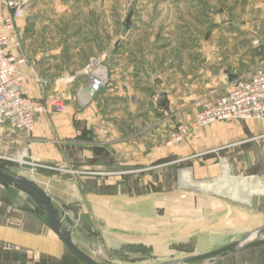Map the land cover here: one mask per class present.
Returning a JSON list of instances; mask_svg holds the SVG:
<instances>
[{
  "label": "rangeland",
  "instance_id": "374dc122",
  "mask_svg": "<svg viewBox=\"0 0 264 264\" xmlns=\"http://www.w3.org/2000/svg\"><path fill=\"white\" fill-rule=\"evenodd\" d=\"M243 1L247 0H45L37 6V12L42 19L36 22L34 29L41 33V42L45 43L43 46L46 41H50L45 37L47 35L52 39L53 45L61 47L62 51L73 55L72 51L77 48L81 53L84 33L94 30L97 34L95 39L100 42V52L88 56L83 63L78 61L81 65L75 71L78 79L85 77V64L92 58L99 59L105 67L108 81L101 90L115 89L116 92H106L107 94L100 96L101 100L97 101L95 107L89 100L78 101V108L84 109L85 112L82 118L74 120L77 121L76 126L80 132L73 138L84 141L76 146L65 144L67 169L58 170L57 167L36 162L30 157L29 147H26L29 156L19 159L14 156L12 146L0 152V169L12 175L21 174L36 180L44 190H50L51 185L41 174L52 177V171H61L60 181L53 183L55 207L59 210L62 224L71 230L76 245L95 260L103 264H172L182 258L212 251L228 243L240 241L246 235L255 234L251 240L241 242L227 255H216L182 264H264V230L261 229L264 226V191H261L257 206L262 213L260 221H255V229H230L226 234L212 232L211 237L207 230L199 229L216 221L200 220L185 212L168 215L164 212L162 204L156 205V200L150 198V195L155 193L170 191H179L181 196H184L188 188L182 186L183 183L177 176L181 170L190 167L195 153L192 151L191 155H187L183 150L182 154L185 153L188 158L181 156V161L172 156L160 160L162 152L160 156L152 158L158 144L163 143L165 148L186 144L193 130L222 125L229 121H253L264 131V120L232 119L196 127L192 114L199 108L201 100L190 105L192 110H186L187 107H184V111L177 109L187 104L189 95L199 98L204 94L205 81L203 77H199L204 74V69L196 70L198 81H192L196 84L195 87H189L188 81L182 79L180 93L175 94L181 96L182 102H172L171 97L174 94L162 91L160 81H152L149 91L145 93L155 96L152 100L142 101L141 94H135V102L131 103L126 87V82L131 79L129 65L132 58L138 59V71L135 75L140 78V55H144V66L147 64V68L153 69L149 70L151 74L156 73L154 67L157 68V73H160L170 65L189 66V54L197 55L201 59V66H204V50L201 44L203 38L198 35L210 30H239L240 18L244 13L250 12L243 9L240 11ZM205 6L210 8L206 9ZM29 7V3L24 6L25 14L28 13ZM130 9L134 11L133 17L130 18L131 23L134 20L132 30H129L130 27L126 23ZM258 17L261 18L260 15ZM49 18L50 20H47ZM258 28L261 34H264L262 21ZM175 30L180 31V37L170 34ZM187 30L194 31L196 36L193 39L184 38L182 34ZM160 33L161 36L157 37ZM189 42L191 46L194 44V50L192 47L187 48ZM58 65L54 64V67ZM56 70L61 78L67 74ZM186 70L181 69L182 78L187 73ZM137 82L140 86L145 85L143 83L147 81ZM140 87L138 92H144ZM209 90L221 92L222 87ZM54 97L63 104L62 111H65L67 107L62 96L58 94L52 98ZM41 103L48 110L51 109L49 100ZM91 110L104 115L105 120L101 123L94 121ZM103 127L110 128V134L103 129L98 131ZM180 128L184 129L185 133H182ZM175 136L181 138L174 141ZM142 140L150 146L147 150L150 156L146 164H138L139 143ZM257 141L261 156L255 170H259L258 175L264 185V134H260ZM131 146L134 159L130 165V158H126L122 147ZM170 155H173L172 152ZM174 155H177V152H174ZM109 168L121 177L116 181L115 192L119 194L117 198L110 197L114 195L112 187L104 186L103 182L97 183L96 180L103 178ZM81 177L86 180L82 184V193L76 184L77 179ZM230 216L232 224L236 216ZM0 225L19 226L22 231L48 234L64 245L61 255L51 256L5 244L0 246V264H85L49 229L45 212L37 207L29 196L1 181ZM214 239H219L220 242H214Z\"/></svg>",
  "mask_w": 264,
  "mask_h": 264
},
{
  "label": "crops",
  "instance_id": "0c3cea01",
  "mask_svg": "<svg viewBox=\"0 0 264 264\" xmlns=\"http://www.w3.org/2000/svg\"><path fill=\"white\" fill-rule=\"evenodd\" d=\"M23 1L26 4L29 3L30 9L27 14L24 13V17L18 22L22 40L21 47L17 50V55L24 59V62L19 64L18 67L26 76L23 82L26 93L33 100L45 103L53 96L60 94L67 108L65 111H48L43 115L37 116L33 128L29 132H15L1 126L0 152L12 146L15 151L14 156L23 159L29 156L26 152V147H29L30 157L36 162L57 167L59 168L58 170L67 169L66 145L72 144L76 146L77 143L84 141V139L73 138L80 132L76 126L77 121L74 122V120L82 118V114L85 112L84 109L78 108V90L84 87L86 82L85 77L78 79L75 70L81 65L78 64V61L83 63L88 56L99 54L100 42L96 41L97 34L92 30L84 33V52L82 51L81 53L77 48L72 51L74 52L73 55L68 53V51H62L61 47L53 45L52 39L49 36L47 37V35L45 37L50 41H46V45L43 46L45 43L41 42V33L38 30L36 31L34 26L38 20L42 19L37 12V6L44 3L45 0ZM205 8L208 9L210 7L205 6ZM241 9L244 11L250 10V12L246 11L247 13H244L240 18L239 30L236 28L210 30L203 32V35H198V37L203 38V43L201 44L204 50V66H201V59L197 55L189 54V66L170 65L165 68V71L163 70L160 73H157V68L154 67L156 73L153 72L151 74L153 69L147 68V64L144 66V55H140L139 65L141 64L142 71L140 72V78H136L135 74L138 71L136 62L138 59L132 58L129 65L131 79L126 82L131 103L135 102V94H141L142 101L155 99V96L145 94L149 91L152 81H157L158 83L160 81L159 84H162V91L164 90L170 95L174 94L171 97L172 102H182L181 96H175V94L180 93L182 79L188 81L189 87H195L196 84L192 81H198L196 70L204 69V74L199 75L205 81L204 94L199 98L195 95H189L187 104L181 105L182 107L177 109L178 111H184V107H187L186 110H192L190 108L192 103L198 100H201L200 102L202 103L204 99L227 91L232 86L233 80L247 78L256 66L264 62V34H261L258 28L261 21L264 23V0L243 1L242 5L240 4V11ZM130 10H132V15H134L133 9ZM259 15L261 18L258 17ZM256 19H261V21ZM47 20H50V18ZM127 25L130 27L129 30H132L134 20L131 23L130 19V23ZM236 26L238 25L236 24ZM179 32V30H175L170 34H173L174 37H180L181 34ZM90 35L91 37H89ZM130 35L132 34L130 33ZM160 36L161 33L157 35V37ZM182 36L187 39H193L196 33L187 30ZM95 41L97 42L96 46ZM191 47L192 50L195 49L194 44L191 46L189 42L187 48L190 49ZM12 52H14V49H12ZM78 55L79 58H77ZM194 60H196L195 63ZM148 61L150 62V60ZM57 63L59 64L58 67H54V64ZM56 69L67 74L61 78L56 73ZM181 69H187L185 71L187 73H185L186 75L184 74L183 78ZM137 81L147 82L143 83L145 85H140V87ZM139 87L144 92H138ZM217 87H222L221 92L209 90L210 88L217 89ZM106 92L114 93L116 91L115 89L101 90L95 93L88 99L91 101L92 106H97V101L101 100L100 96L107 94ZM200 102L199 104H201ZM197 110H194L192 117ZM92 114L94 121L98 120L99 123L106 118L99 112L92 111ZM100 129L110 134V128L103 127L99 128L98 131H101ZM149 131L152 132V130ZM158 134H160V131ZM260 134H264V131L253 121H229L226 124L211 125L193 130L186 144L177 145L173 148H165L163 143L158 144L156 151L152 153V158L160 156L162 152L160 160L169 159L172 156L177 157V161H181V156L191 155L192 151H195V153H193L194 159H192L190 167L181 170V173H178L177 176V179L183 183L182 186L188 188V192L184 196H181L179 191H170L163 194L155 193L152 196L150 195V198L156 200V205L162 204L164 212L168 215L185 212L200 218V220L216 221L199 229L200 231L203 229L207 230L211 233L210 237L212 232L226 234L230 229L236 231L254 228L255 221H260L262 211L257 206L259 199H261V191H264V185H262L261 177L258 175L260 172L255 170V166L258 165L261 156L257 141ZM139 144L140 162L138 164H144L149 160L150 154L147 150H149L150 146L143 140ZM122 149L126 158H130L128 162L131 165L132 159H134L132 157L134 153L132 146L122 147ZM183 150L186 154H182ZM170 152L173 155H170ZM174 152H177V155H174ZM86 154L88 155V153ZM109 169L108 172H105L106 174L103 178L96 180L97 183L103 182L104 186L112 187L114 195H110V197L114 196L117 198L119 194L115 192L117 188L116 181L121 177L116 175L112 168ZM58 170L51 172L52 177L41 174V177L46 179L51 185L49 186L51 189H45V191L51 197L53 203V183L60 181V176H62L61 171ZM77 171L81 170L77 169ZM240 173H242V176H240ZM128 174L130 173L128 172ZM85 182V177H81L76 181L81 193L82 184ZM114 211L116 212L117 210L114 209ZM230 215L236 216L232 224H230ZM219 223H222L223 226L218 225ZM253 236L255 234L249 236L248 240ZM214 242H220V240L214 239ZM5 244L15 248L22 247L32 250L37 254H50L51 256H59L64 252L63 243L55 237L48 234L43 235L22 231L19 226L0 225V246Z\"/></svg>",
  "mask_w": 264,
  "mask_h": 264
},
{
  "label": "built area",
  "instance_id": "2783aa9c",
  "mask_svg": "<svg viewBox=\"0 0 264 264\" xmlns=\"http://www.w3.org/2000/svg\"><path fill=\"white\" fill-rule=\"evenodd\" d=\"M25 5L23 0H0V127L15 132H29L37 116L63 110L58 98H50L52 110H48L43 103L33 100L24 88L26 76L18 67L24 59L17 55V50L22 40L18 22L24 17ZM83 75L85 85L90 84L92 96L108 82L105 67L96 58L85 64ZM83 97L81 87L78 99ZM232 119L264 120V62L256 66L247 78L236 79L226 92L204 99L194 114L193 123L202 127ZM180 130L185 133L184 129ZM180 138L175 136L174 141Z\"/></svg>",
  "mask_w": 264,
  "mask_h": 264
},
{
  "label": "water",
  "instance_id": "95a60500",
  "mask_svg": "<svg viewBox=\"0 0 264 264\" xmlns=\"http://www.w3.org/2000/svg\"><path fill=\"white\" fill-rule=\"evenodd\" d=\"M132 15V10L129 11L126 19V23H130V17ZM84 98L83 102L87 101L93 94V91L90 87V84L87 83L83 87ZM0 181L8 185L13 186L18 191L29 196L34 203L45 212L46 221L49 229L53 231L63 242L64 244L85 264H103L95 260L92 256L88 255L86 252L81 250L72 239V232L65 225L62 224L61 216L58 208L55 207L51 197L46 193V191L33 179H30L24 175H12L0 169ZM264 230V226L261 228ZM249 236L246 235L240 241H235L228 243L220 248L214 249L212 251L204 252L197 254L188 258H182L177 262L172 264L179 263H189L197 260H202L206 258H211L216 255H227L230 251L236 249L241 242L248 240Z\"/></svg>",
  "mask_w": 264,
  "mask_h": 264
},
{
  "label": "trees",
  "instance_id": "16d2710c",
  "mask_svg": "<svg viewBox=\"0 0 264 264\" xmlns=\"http://www.w3.org/2000/svg\"><path fill=\"white\" fill-rule=\"evenodd\" d=\"M5 185L9 186L8 184L4 183ZM37 206V205H36ZM38 207V206H37ZM43 211V210H42ZM44 212V211H43Z\"/></svg>",
  "mask_w": 264,
  "mask_h": 264
},
{
  "label": "bare ground",
  "instance_id": "6f19581e",
  "mask_svg": "<svg viewBox=\"0 0 264 264\" xmlns=\"http://www.w3.org/2000/svg\"><path fill=\"white\" fill-rule=\"evenodd\" d=\"M85 96V95H84ZM84 98V97H83ZM246 182V181H245ZM261 233V232H260ZM182 264V263H181Z\"/></svg>",
  "mask_w": 264,
  "mask_h": 264
}]
</instances>
